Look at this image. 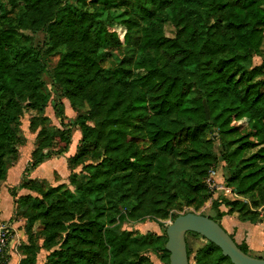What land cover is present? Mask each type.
<instances>
[{"label": "trees", "instance_id": "obj_1", "mask_svg": "<svg viewBox=\"0 0 264 264\" xmlns=\"http://www.w3.org/2000/svg\"><path fill=\"white\" fill-rule=\"evenodd\" d=\"M167 22L174 38L165 34ZM0 25H10L0 30V180L15 159V119L44 76L60 100L54 110L61 124L62 100L78 114L25 173L67 155L79 129L68 166L80 202H70L59 188L39 190L42 200L16 199L10 191L18 211L31 202L36 217L29 225L42 222L47 248L57 247L55 237L64 234L48 264H153L149 253L170 264L166 231L135 235L112 224L174 221L180 199L199 210L212 197L204 180L221 162L237 195L255 208L264 204V63L252 65L264 45V0H0ZM114 28L125 31L123 44ZM20 31L44 32L45 49H16ZM53 55L58 60L50 65ZM99 151L102 160L77 176L76 167ZM39 187L25 179L18 190ZM75 204L86 208L74 212ZM224 205L229 214L238 207L243 223H264L246 204L222 199L212 203L215 217H209L221 226ZM239 248L248 254L245 243ZM187 252L190 262L188 243ZM9 258L5 254L0 264ZM197 264L232 263L206 241Z\"/></svg>", "mask_w": 264, "mask_h": 264}, {"label": "rangeland", "instance_id": "obj_2", "mask_svg": "<svg viewBox=\"0 0 264 264\" xmlns=\"http://www.w3.org/2000/svg\"><path fill=\"white\" fill-rule=\"evenodd\" d=\"M76 4V3H75ZM78 9H90L87 6H81L79 4ZM120 12H116L118 15ZM10 25H0V30L9 28ZM118 35L120 42L124 43V36L125 31L122 28H114ZM113 29V30H114ZM112 30V29H111ZM175 29L173 26L167 22L165 24V34L169 38L175 37ZM46 35L44 32H38L36 34L31 33L30 31H20L18 38L15 41V48L18 50H25L29 51L31 49H45V39ZM261 54L259 56H255L252 61L253 66H260L264 63V45L262 46ZM48 63L53 65L57 60L58 57L56 55L48 56ZM115 59L112 58L109 60V64L114 61ZM48 65V64H47ZM44 97H48V101L44 100ZM58 95L55 91V88L52 86V82L47 76L43 78V86L39 87L36 91V95H29L26 98V102L23 103V110L15 119L13 124L16 138L14 143V148L16 150L15 154V161H11L8 166L6 175L4 179L0 180V186L4 183H8L6 185L9 190V195L11 190H16L17 198H27L32 197L35 199L42 200V195L40 194L39 190H42L43 193L49 192L52 189L59 188L60 194H63L68 198L70 202H80L82 195L77 191L76 186L71 182V170L68 166V158L73 157L76 154L78 143L81 139V131L79 129H73V138H72V148L74 147V152L71 156L67 154L63 157H53L50 159V163L46 164L45 167H41L37 171H34V175L32 174L33 171H29L28 174L25 173L26 168L31 163V161L37 157L41 153L47 154L52 151L50 145L55 147L56 141H51L50 138L55 134L57 135L58 131L65 130V125L74 122L77 119L78 114L73 111L70 107V103L67 100H62L64 103V112H65V120L64 125L61 124V121L57 119L55 114V104L59 103ZM85 110V109H84ZM68 123V124H67ZM78 134V136H77ZM47 137V138H46ZM78 141V143L76 142ZM221 145L220 143L215 140L214 142V152L217 156L221 155ZM71 152V151H69ZM95 156H90L87 158V161L81 165L76 167L75 173L77 176H81L83 168L89 164H96L100 162L103 158V152L99 151V153L94 154ZM52 162V163H51ZM23 167L22 175H17L18 179L15 181L13 179V175L19 173L20 169ZM14 170V174L9 176V171L12 169ZM36 179V182L41 185V188H37V190L30 191L29 189H21L18 190L19 186L25 179H31V177ZM84 175V173H83ZM229 174L226 170L225 163L221 162L216 169H211L208 173V176L204 180L205 185L211 194V198L205 203V205L196 210L194 206L187 207L184 204V200L180 199L181 207L176 208L174 213H178L180 215H184L187 213H195V214H204L207 217H215V212L212 210V203L216 200L226 199L230 202H238L243 203L248 206V209L253 212H257L259 214V219L264 220V204L260 208H255L253 201L251 199H247L237 195L231 186L228 183ZM19 184V185H18ZM12 185V186H11ZM18 185V186H15ZM21 191H26L25 193L21 194ZM12 200L15 202V199L11 196ZM74 212H81L84 211L86 208L85 204L84 207L81 205L75 204L72 207ZM31 208V202H26L20 206V210L15 214L14 219L17 221H22L21 230L24 233L25 239L19 243L14 244L11 246V240L13 237V230L10 228V243L8 247V258L11 256V253H14L13 261H18V264H48V257L53 251L59 249L60 244L62 242V238L64 237L63 233L57 234L55 237V244L57 247L55 248H47L45 246V236L41 232L42 222L37 221L34 222L32 227H30L29 223L30 220L36 217V214ZM221 211L227 213V215L222 219L224 222L225 218L232 220V222H241L239 219L240 212L238 211V207H235L232 213H228L231 211V207L222 206ZM126 209H124L125 211ZM229 214V215H228ZM173 222L172 217H169L165 220L162 219H152L151 217H145L142 220L134 221V220H126L124 222H119L118 220L112 224V228H117L119 232H132L135 235L142 234V235H152V236H163L165 234L167 226ZM249 223V222H246ZM257 225V224H255ZM30 231V232H29ZM30 234H29V233ZM232 236V235H231ZM234 238V237H233ZM187 243L189 250L191 252L190 256V264H197L198 259V252L206 245V241H204L201 237H196L193 235H189L187 237ZM244 244L241 242L239 245ZM38 248L40 249L39 252L37 251ZM36 253V255L34 254ZM149 257L153 264H166V261L162 258L161 254H154L149 253ZM248 255L254 258H262L264 259V251H258L256 249H248ZM44 256V258H42ZM34 258L36 259L34 262Z\"/></svg>", "mask_w": 264, "mask_h": 264}, {"label": "water", "instance_id": "obj_3", "mask_svg": "<svg viewBox=\"0 0 264 264\" xmlns=\"http://www.w3.org/2000/svg\"><path fill=\"white\" fill-rule=\"evenodd\" d=\"M189 233L199 235L215 245L232 264H264V259L245 254L221 225L195 213L180 215L166 228V250L170 255V264H190L186 242Z\"/></svg>", "mask_w": 264, "mask_h": 264}, {"label": "crops", "instance_id": "obj_4", "mask_svg": "<svg viewBox=\"0 0 264 264\" xmlns=\"http://www.w3.org/2000/svg\"><path fill=\"white\" fill-rule=\"evenodd\" d=\"M76 142L78 143L77 140ZM74 148L69 150L71 152L68 153L70 154L68 156H71V154L75 151ZM50 161L51 160H47L44 164H42L34 171H37L41 167H45L46 164L50 163ZM15 169L13 168L11 171H9L8 179L10 178V176H12V174H14ZM23 170L25 169H23L22 167L18 174L13 175L14 176L13 179H15V181L19 177V176L17 177V175H22ZM34 171L32 173L33 175H34ZM32 174L30 178L36 180L35 178L32 177ZM6 185H8V183H4L2 184V186H0V225H8L13 230V237L11 240V246H13L16 243L23 241L25 237L23 231L21 230V226L23 222L14 219L15 214H17L18 212V205L12 200L11 196L9 195L8 187ZM25 192L26 191H21V194ZM222 226L230 235L234 237L236 243L240 244L241 242H244L248 246L249 250L256 249L258 251H264V223L257 225L251 223H243V222L235 223L232 222V220L225 218L224 222H222ZM13 257H14V253L12 252L8 264H18L17 260L16 262L13 261ZM42 258H44V256ZM43 260H42V264H43Z\"/></svg>", "mask_w": 264, "mask_h": 264}, {"label": "built area", "instance_id": "obj_5", "mask_svg": "<svg viewBox=\"0 0 264 264\" xmlns=\"http://www.w3.org/2000/svg\"><path fill=\"white\" fill-rule=\"evenodd\" d=\"M10 227L8 225H0V258L8 255V247L10 243Z\"/></svg>", "mask_w": 264, "mask_h": 264}]
</instances>
